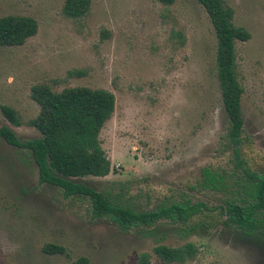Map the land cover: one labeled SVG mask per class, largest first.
Here are the masks:
<instances>
[{"label": "rangeland", "instance_id": "rangeland-1", "mask_svg": "<svg viewBox=\"0 0 264 264\" xmlns=\"http://www.w3.org/2000/svg\"><path fill=\"white\" fill-rule=\"evenodd\" d=\"M65 0H0V17L26 15L39 31L20 46L0 47V128L22 140L40 136L27 125L40 113L32 87L48 84L102 88L116 108L100 133L114 170L106 177L77 178L118 194L136 208L153 210L184 194L212 208L192 221L196 229L168 220L128 233L92 213L87 197L66 198L41 183L29 151L0 138V264H167L159 244L193 242L196 259L183 264H264V229L250 236L223 223V192L202 188L204 168L239 177L231 151H222L228 115L218 79V37L198 0H93L84 18L63 13ZM234 23L251 33L236 42L244 87L242 114L246 166L264 175V0H227ZM74 71V74L70 72ZM78 71V72H76ZM1 105L15 108L23 124H12ZM246 196V195H245ZM47 243L66 254H47ZM182 264V263H172Z\"/></svg>", "mask_w": 264, "mask_h": 264}, {"label": "trees", "instance_id": "trees-1", "mask_svg": "<svg viewBox=\"0 0 264 264\" xmlns=\"http://www.w3.org/2000/svg\"><path fill=\"white\" fill-rule=\"evenodd\" d=\"M92 1L65 0L63 13L69 18H84L90 12ZM158 1L166 5L175 2ZM198 1L208 12L218 37V79L228 115L226 131L221 138L222 151L233 153L239 170V177L235 178L232 173L204 168L200 186L226 195L223 206H219L224 224L256 236L258 231L264 229V175L252 171L242 157L245 133L242 114L244 87L239 79L236 54V42L248 41L252 35L248 29L234 23L235 10L228 5L227 0ZM38 31L39 23L32 16H2L0 47L23 45ZM31 96L39 104L40 113L28 121L27 125L37 128L40 136L22 140L9 126L4 125L0 128V138L31 153L41 183L60 188L66 198L87 197L95 217L112 220L124 233L138 227L154 228L163 220L183 224V230L188 233L201 224L193 225L195 218L212 211L207 203L194 202L186 197L187 194L181 200H171L156 209L143 210L125 198L124 190L114 194L76 180L86 176L106 177L114 170L100 140V133L116 108L113 92L86 86L55 91L48 84H36L32 87ZM1 110L12 124H23L12 106L1 105ZM43 251L47 254H66V248L55 243L45 244ZM199 252V247L193 242L179 247L159 244L154 248V253L167 264L186 263L196 259ZM150 263L151 255L142 253L138 264ZM73 264H89V260L84 257Z\"/></svg>", "mask_w": 264, "mask_h": 264}]
</instances>
